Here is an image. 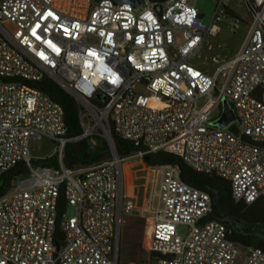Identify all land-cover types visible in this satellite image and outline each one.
<instances>
[{
  "label": "built area",
  "instance_id": "2783aa9c",
  "mask_svg": "<svg viewBox=\"0 0 264 264\" xmlns=\"http://www.w3.org/2000/svg\"><path fill=\"white\" fill-rule=\"evenodd\" d=\"M195 1L0 0V175L18 162L27 167L0 194V264H123V217L137 208L125 200L123 160L131 156L174 151L228 179L237 200H264V0H244L250 32L212 66L192 60L222 46L211 38L231 7L219 0L206 22ZM44 78L78 101L79 135H68L63 105L30 83ZM224 98L238 124L213 123ZM111 120L133 153L118 152ZM44 136L56 142L57 164L31 153V141ZM100 137L109 157L65 165L69 140L95 145ZM163 166L172 170L152 216L156 264H235L240 253L241 264H264V248L242 245L226 222L206 217L208 191L183 180L178 165Z\"/></svg>",
  "mask_w": 264,
  "mask_h": 264
},
{
  "label": "trees",
  "instance_id": "16d2710c",
  "mask_svg": "<svg viewBox=\"0 0 264 264\" xmlns=\"http://www.w3.org/2000/svg\"><path fill=\"white\" fill-rule=\"evenodd\" d=\"M229 12L238 17V14L229 8ZM36 87L44 89L52 97L60 102L65 111V118L68 125V135L74 137L83 132V125L80 120V106L76 98L61 85L50 78L38 81H30ZM116 147L121 155L133 153L137 148L131 139L120 136L115 129L113 121L110 123ZM111 155L110 145L105 137H100L97 144L92 145L88 138L68 141L64 163L69 168L81 165L92 164L103 160ZM145 161L152 166L164 164L178 165L180 177L212 195V209L207 214L209 219H220L226 222L232 229L231 237L244 246L257 245L264 248V200L262 198L248 203L244 200H237L231 191L230 181L216 173L198 171L189 165L181 154L160 149L148 154ZM37 162L57 164L55 154L41 157ZM27 171L23 162H18L13 167L0 175V194L7 191L13 181ZM63 208L61 207V212ZM58 243L64 242V232L59 227L57 231Z\"/></svg>",
  "mask_w": 264,
  "mask_h": 264
},
{
  "label": "rangeland",
  "instance_id": "374dc122",
  "mask_svg": "<svg viewBox=\"0 0 264 264\" xmlns=\"http://www.w3.org/2000/svg\"><path fill=\"white\" fill-rule=\"evenodd\" d=\"M218 1H195L206 22L212 20ZM227 2L238 14V18L228 12L220 21L222 30L211 38L216 46L218 43H221L222 46L215 49L203 48L202 55L192 60L194 63L201 66L215 65L217 60L214 57L219 60L232 57L244 44L251 28V13L244 0H227ZM234 122L238 124L237 121ZM55 152L56 142L48 136L31 141V153L36 159L53 155ZM171 170L172 167L169 166H163L161 169V166L149 165L145 161V157L131 156L123 160L125 200L133 201L137 205L133 212L126 213L123 217L120 245L123 264H156L152 252L155 220L146 214L145 209L151 203L158 205L164 201L166 194H160L158 189L161 179L169 177ZM64 211L66 215H72L75 212V207L68 204ZM149 222H151L150 225ZM179 231L184 234L187 231V226L181 224ZM242 255L243 253L239 254L235 264H241Z\"/></svg>",
  "mask_w": 264,
  "mask_h": 264
},
{
  "label": "water",
  "instance_id": "95a60500",
  "mask_svg": "<svg viewBox=\"0 0 264 264\" xmlns=\"http://www.w3.org/2000/svg\"><path fill=\"white\" fill-rule=\"evenodd\" d=\"M117 2L131 1L136 6H140L143 0H116ZM237 119V114L235 108L232 106L231 102L227 99H223V110L218 118L213 120L214 124H217L221 127L228 126L232 121ZM149 155H146L145 158H148Z\"/></svg>",
  "mask_w": 264,
  "mask_h": 264
},
{
  "label": "crops",
  "instance_id": "0c3cea01",
  "mask_svg": "<svg viewBox=\"0 0 264 264\" xmlns=\"http://www.w3.org/2000/svg\"><path fill=\"white\" fill-rule=\"evenodd\" d=\"M161 203H159L158 205H160ZM158 205H155L154 203H151V205H148L145 209L146 214H148L149 216H153L154 212L156 211V209L159 207Z\"/></svg>",
  "mask_w": 264,
  "mask_h": 264
},
{
  "label": "bare ground",
  "instance_id": "6f19581e",
  "mask_svg": "<svg viewBox=\"0 0 264 264\" xmlns=\"http://www.w3.org/2000/svg\"><path fill=\"white\" fill-rule=\"evenodd\" d=\"M151 173V172H150ZM151 176V175H150ZM150 179V178H149Z\"/></svg>",
  "mask_w": 264,
  "mask_h": 264
}]
</instances>
